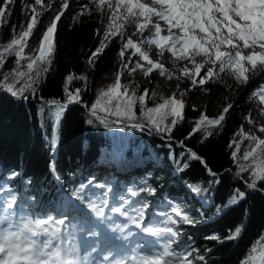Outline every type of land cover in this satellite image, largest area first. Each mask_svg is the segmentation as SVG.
<instances>
[{
    "label": "trees",
    "instance_id": "trees-1",
    "mask_svg": "<svg viewBox=\"0 0 264 264\" xmlns=\"http://www.w3.org/2000/svg\"><path fill=\"white\" fill-rule=\"evenodd\" d=\"M63 3L64 0H42V5H36L35 0H15L14 4L8 6L5 23L0 26V48L26 28V21L34 7L41 15L32 35L26 40L23 52L24 56L34 58L38 55L43 31L61 11ZM0 4H3V0H0ZM110 14L107 4L98 7L91 0L71 1L58 22L51 64L48 71L41 74L39 83L34 85L35 93L29 89L17 101L0 86L6 90V93L0 91V192L5 190L9 201L14 200L12 212L22 209L32 211L42 219L49 213L55 217V214L61 212L58 205L63 208L68 204L59 180L74 199L70 219L73 224L93 221L95 213L87 207L91 199H95L98 204L103 200L108 206L120 205L123 199L124 209L132 213H135V209L148 210L150 220L163 224L164 227H172L177 233L172 241H179L180 245L176 251L187 250L197 256H204L205 260L200 264H240L256 241L264 236V180L257 182L258 189L248 188L246 182L251 183V173L249 170H239V165L247 163L243 158L244 152L251 151L256 146L248 136L254 135L261 139L264 135L260 131L264 126L253 121L254 115H259L264 120V103H261L259 95H251L253 90L264 83V78L242 84L229 70L201 86L198 83L193 85L191 79L182 76L176 66L165 68L167 71L161 78L166 80V95L175 89L177 82H181L192 100L203 97L207 104L201 108L191 102H184L183 119L170 133H165L157 131L148 117L151 115L152 120L159 122L161 127L171 124V116L160 120L161 113L167 109L152 114L147 112L148 108H155L163 103L149 99V91L160 70H153L145 76L141 69L136 68L134 80H145L135 88L137 96L145 95L144 112L141 113V106L137 101L133 105L134 119L126 120L112 115L118 103L115 93L111 98L101 96V91L107 92L108 88L105 87L96 94L95 86L109 77L112 78L110 85L114 84L121 63H126L130 70L141 59L138 54L132 55V49L126 50L123 58L118 54L121 41H126L136 32L134 25L125 26L123 37L117 35L105 39L104 32ZM138 35L141 40L143 37L139 33ZM143 35L148 36V31ZM101 41H104L103 45ZM146 45L148 44L141 45L142 50ZM100 46L104 47V51L90 64L88 58ZM129 56L132 57L131 60L128 59ZM169 59H174L171 54ZM28 62L27 59L21 60L19 70L27 73ZM188 64L191 68L192 65ZM144 66L150 67L146 61ZM245 66L248 69L252 67L247 62ZM15 67V54L7 55L5 63L0 66V80ZM207 67L211 65L202 69L201 76L207 71ZM32 75L35 76V71ZM246 75L256 76L251 72ZM26 79L27 77L21 78L15 86L19 88L25 84ZM196 79L198 81L199 77ZM7 83H13V78L9 77ZM77 89L80 90L77 101L84 107L69 105L59 115L54 127L56 107L46 105L45 101L67 103L66 90L75 95ZM120 92H123V88ZM98 98L99 104L95 111L110 117L88 112ZM119 103L123 104L124 99L121 98ZM255 103H259L260 107H255ZM229 104L232 107L219 125H202L189 137L188 134L196 127V121L202 117H218V110L222 112ZM105 108L111 111H105ZM111 117L119 118L125 123L141 122L149 129L119 124ZM168 138L171 140H167ZM245 140L248 145L240 153L239 148ZM181 141L184 142L183 146ZM184 147L193 149L203 158L207 167L200 160L193 159ZM233 151L237 153L235 162ZM117 155L118 166L123 167L126 172L123 175H112L107 171L106 164L116 160ZM150 161L159 166L127 172L131 169L126 166L129 163L142 164ZM207 169H211L216 175H210ZM165 175H170L172 180L163 184ZM178 184L200 201V217L172 201L173 197L183 194L178 189ZM197 185L202 189L199 193L192 190ZM80 188H83L84 199L77 200L74 192ZM146 188L154 191H143ZM235 189L245 192V198L228 206ZM133 192L137 194L131 195ZM2 195L0 194V198H3ZM173 206L186 212L194 223H171L167 214ZM218 209L221 211L218 212ZM158 211L161 213H157ZM107 216L111 217L109 212ZM173 219L178 220V217L173 215ZM237 227L241 229L239 235L235 239H227ZM210 236L218 239H209ZM257 248L259 253H264V240H261ZM172 249L175 250V246L172 245ZM259 261L260 264L264 262V256H260L256 264Z\"/></svg>",
    "mask_w": 264,
    "mask_h": 264
},
{
    "label": "snow or ice",
    "instance_id": "snow-or-ice-1",
    "mask_svg": "<svg viewBox=\"0 0 264 264\" xmlns=\"http://www.w3.org/2000/svg\"><path fill=\"white\" fill-rule=\"evenodd\" d=\"M14 2L15 0H3V4H0V26L5 23V17L8 15V6L14 4ZM91 2L96 3L98 7L107 4V8L111 13L107 17L109 23L104 32L105 39L116 37L117 35L123 37L126 25H134L136 31L143 37L139 41H134L131 37H128L126 41H121L122 46L118 53L121 58L124 57L126 50L132 49V55L138 54L141 60L146 61L150 65V67L145 68L144 64L137 62L135 68L130 69V72H134L136 68H139L144 72L145 76H148L153 70L159 69L161 76H163L167 71L164 65L158 61H153L149 54L142 50L141 45L143 44L155 45L161 56L166 50L174 58L173 63L176 60L189 62L192 67L185 66L180 69V73L182 76L190 78L193 85L198 83L203 86L220 73L229 70L230 74L234 75L238 82L245 84L249 80V76L246 73L251 72L256 75L257 66H259L261 72H264V0H151L150 4L142 2V0H91ZM35 4L42 5V0H35ZM68 6L69 0H64L61 11L52 18L43 31L39 40L38 55L34 58L23 55L26 40L32 35L41 15L34 7H32L31 15L26 21V28L0 48V66L5 63L6 55L14 53L16 57V67L12 72L5 73L4 79L0 80V86H3L13 96L20 98L29 89L33 94L35 93L34 85L39 83L41 74L46 73L48 66L51 64L55 50L57 25ZM14 30L15 27L13 28ZM146 30L149 33L148 36L143 35ZM165 32L167 34H162ZM103 43L104 41H101L102 45ZM257 48L262 51H256ZM245 50L250 51L245 54ZM103 51V46L97 47L88 58L89 63H94L95 58L102 54ZM197 57L200 58L199 63L196 62ZM24 59L29 61L26 65L27 73L19 70L20 62ZM128 59L131 60L132 57L129 56ZM245 62L251 64V69L246 68ZM41 65H44V67H41ZM207 65H211V67H207V71L201 76L202 69ZM123 67L127 68L128 65L124 64ZM33 71H35V76L32 75ZM9 77L13 78V83L11 84L7 83ZM23 77H27L25 84L17 88L15 85ZM197 77H199L198 81ZM80 78L84 79V77ZM121 88H123L122 93L120 92ZM113 93H115L118 103L115 111L111 113L112 115L126 120L134 119L133 105L137 101L141 106V113L144 112L145 95L137 96L135 89L122 85L119 75H117L116 82L108 86V91L104 92L102 90L100 95L111 98ZM145 93H147V90H145ZM251 95H259L261 103H264V83H261L257 89L253 90ZM66 96L68 100L65 104H59L57 101L49 102L56 105L55 114L57 119L68 107L69 103L78 100L80 90L77 89L75 95L68 93L66 90ZM121 98L124 99L123 104L119 103ZM98 104L99 98L91 106L93 115H95V109ZM231 107V104L224 107L221 115L215 119L202 117L196 121V127L188 134L189 137L195 131H198L202 125H219L225 119ZM183 108L184 102L176 100L174 96L165 99L162 104L157 105L155 108H148L147 112L152 114L162 109H167V111L161 113L160 120L163 121L168 116H171V124H165L161 127L159 122L152 120L151 115L148 117L149 122L155 124L157 131L170 133L175 125L183 119ZM104 110L111 111L109 108ZM134 127L140 128L142 126L135 124ZM260 131L264 132V128H261ZM248 139L254 142L256 146L252 147L251 151H245L243 158L247 161L249 157H252V165H239V170L243 172L248 167H252L250 174L251 183L246 182V186L254 189L258 181L264 180V139H259L254 135H249ZM183 143V141L180 142L181 146H183ZM53 147H55V144H53ZM238 148L239 145L237 144V150ZM186 151L193 159L200 160L207 167L206 162L195 152L190 149H186ZM183 154L181 153V155ZM236 155V151H233L234 162L236 161ZM207 170L210 175H216L211 169ZM192 190L199 193L202 189L197 185ZM143 191L153 192L154 190L146 188ZM204 191L207 190L204 189ZM82 192L83 188L77 189L74 192V198L77 200L84 199ZM136 194L135 192L131 193L133 196ZM244 198L245 192L235 189L234 194L228 201V206L236 204ZM13 205L14 200L6 203L0 202V264H59V249L55 245L57 236L62 238V233L66 231L61 227L64 224V220L55 219L52 215H47L46 219H34L27 215L17 217L11 212ZM87 207L97 217L107 218L105 216L107 208L105 201L102 200L98 204L95 199H91ZM124 207L125 204L122 199L119 206L111 207L110 209L111 213L120 214L126 217L129 222L123 225L113 224V231L124 233L131 225L144 234L159 237L164 233H168L170 237L162 245L160 251L143 249L141 245L133 248L134 255L131 259L135 264H194L191 258L192 252L172 249L171 237L177 235L172 227H164L162 229L145 227L142 223V210L135 209L136 214L131 215L124 210ZM219 211L221 209H218ZM173 214L178 217V220L173 219ZM167 219L173 224L178 222L194 223L192 218L177 206L171 208V212L167 214ZM240 231V227H237L235 232L229 235L227 239H235ZM90 235H96V233L91 232ZM134 235L136 234L130 230L127 231L128 237H133ZM42 236L46 237V239L41 240ZM208 238L218 239L216 236ZM261 240H264V236L261 237ZM261 240L256 241L247 256L240 261V264H256L259 257L264 256V253H259L257 248ZM141 251H144L145 254L140 255ZM196 259L204 261L205 257L198 255ZM104 260L108 261L109 257L105 256ZM68 264H72V262H68ZM114 264H127V258L116 260ZM261 264H264V262H261Z\"/></svg>",
    "mask_w": 264,
    "mask_h": 264
},
{
    "label": "rangeland",
    "instance_id": "rangeland-1",
    "mask_svg": "<svg viewBox=\"0 0 264 264\" xmlns=\"http://www.w3.org/2000/svg\"><path fill=\"white\" fill-rule=\"evenodd\" d=\"M75 1L76 0H73V2H75ZM142 2L150 4L151 0H142ZM162 34H167V33L165 32V33H162ZM131 38L134 41H139L138 33L135 32V34H133L131 36ZM144 51H146L149 54L150 58L153 61H158L159 63L164 65L165 68H170L172 66H176L177 68L181 69V68H183L185 66L188 67V65H189L187 61H180V60H176L175 63H173V61H170V59H169L170 58V53L167 52L166 50L164 51L162 56L159 55V50H157L155 47H150V46L146 47L144 49ZM248 51H250V50H245V54H247ZM256 51L260 52L262 50L257 48ZM196 62H198V63L200 62L199 57L196 58ZM124 64H126V63H121L119 68L117 69L116 77H115V80H114L115 82H116L117 75L120 76V83L122 85L129 86L130 89H135L139 84L145 82V80H143L141 78L138 79V80H134V77H133L134 72H130L128 67L124 68L123 67ZM258 78H264V72H261L259 67H258V72H257L256 76H250L247 84H249L254 79H258ZM111 81H112V78L109 77V78L104 79V81H102L101 83H98L95 86V89H94L95 93L96 94L99 93L101 91V89H103L105 87L108 88V86L110 85ZM166 87H167L166 80L161 78V74H160V71H159L158 75H157V79L153 82L152 87H151V89L149 91V93H150L149 99L152 100V101H156V102H160L161 101V103H162L165 99L174 96L175 99L178 100V101H182V102H186L187 101L189 103L191 102L193 105L201 107V108H204L207 105L206 104V99L203 98V97H199V98H196L195 100H192L190 93L188 92V90L186 88L183 87L181 82H177L176 83L175 89L171 90L169 92V95H166V92H167V88ZM111 105H110V108H111ZM254 106L255 107H260V104L259 103H255ZM210 107H212V105H210ZM218 113L221 114L222 112H220L218 110ZM253 121L257 125L264 126V120L259 115H254L253 116ZM138 123H141V122H138ZM168 139H170V138H168ZM261 139H264V135H263V137H261ZM247 145H248L247 141L246 140L243 141L242 142V146H240V148H239L240 149L239 152L240 153L244 152L246 147H247ZM170 157H172V154L170 155ZM246 165H252V157L248 158ZM247 170H249V172L251 173L252 167H248ZM171 180H172L171 176L167 175L163 179V184L164 183H169ZM188 194L191 197V193H188ZM175 201H179L180 204L185 205V207L188 208V209H191V211H193V214H195L197 217H200V214H199V212L197 210L200 207L199 203H196V202L195 203H191V202L188 201V198H186V199L183 198L181 200H178L175 197ZM68 206L69 207H67L66 210H64V211H67L72 206V203H70V205H68ZM15 216L19 217L21 215H15ZM64 217L66 218V215ZM64 217H62V218H64ZM62 218H61V220H63ZM143 226L157 228V227H155V225L153 223H150V222L143 223ZM112 227H113V225H107L104 228H106L107 230L112 232L113 231ZM69 228L70 227H67V229H66L67 235L65 237L62 236V238H61L60 236H57V238H56V243L58 245H60L61 248H63V251H66V250L67 251H71V249L74 248L75 245H77V244H79V245L80 244L81 245L86 244V245H88V247L94 246V243H95L94 236L95 235H89L87 232H82V231H80V232L79 231H73V229L70 230ZM115 232H119V231H115ZM126 236H127V233H126ZM150 237L155 238V240L157 239V241H151L149 244H147L148 247L146 249H151L152 251H160L162 249V245L164 244V242L159 241L156 236L150 235ZM85 238H87L88 241H84ZM43 239H46V237L42 236L41 240H43ZM119 240H121V239H119ZM137 240L138 239L130 240L129 243L134 242L135 243V247H136L137 245H139ZM144 241L147 242V240H144ZM136 242H137V244H136ZM123 243L125 245L127 244V242H123ZM175 244H178V241L175 242ZM140 245H143V242H141ZM131 246L132 245H130V247ZM98 247H100V245ZM191 258L193 259V261L196 260V257L194 255H192ZM165 259H167V258H165Z\"/></svg>",
    "mask_w": 264,
    "mask_h": 264
},
{
    "label": "water",
    "instance_id": "water-1",
    "mask_svg": "<svg viewBox=\"0 0 264 264\" xmlns=\"http://www.w3.org/2000/svg\"><path fill=\"white\" fill-rule=\"evenodd\" d=\"M70 1H72V0H70ZM0 91H2V92H4V93H6V90H4V89H2V88H0ZM11 95V94H10ZM12 96V95H11ZM14 97V96H13ZM17 101H18V99H17ZM23 103L24 102H26V101H22ZM45 104L46 105H48V106H56L55 104H50L49 102H46L45 101ZM59 104H65V103H60L59 102ZM69 105H80V106H82V107H84V105L82 104V103H80V102H78V101H76V102H72V103H69L68 104V106ZM92 114H93V112H92ZM95 115H100V116H103V117H110L108 114H102V113H99V112H96L95 111ZM112 118V120L114 121V122H116V123H119V124H126V125H135V124H140L143 128H146V129H149L146 125H144V124H142V123H125V122H123L121 119H119V118H114V117H111ZM167 140H170V139H167ZM185 149H190L192 152H195L193 149H191V148H188V147H184ZM196 153V152H195ZM197 154V153H196ZM198 155V154H197ZM199 156V155H198ZM203 159V158H202ZM204 161V160H203ZM205 162V161H204ZM204 166H205V164L204 163H202ZM207 166V165H206ZM214 173V172H213ZM245 182V181H244ZM254 189H258V187L256 186V188H254Z\"/></svg>",
    "mask_w": 264,
    "mask_h": 264
}]
</instances>
